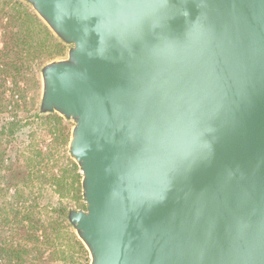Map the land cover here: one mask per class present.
<instances>
[{
  "label": "water",
  "instance_id": "1",
  "mask_svg": "<svg viewBox=\"0 0 264 264\" xmlns=\"http://www.w3.org/2000/svg\"><path fill=\"white\" fill-rule=\"evenodd\" d=\"M68 57L40 112L73 124L90 264H264V0H20Z\"/></svg>",
  "mask_w": 264,
  "mask_h": 264
},
{
  "label": "trees",
  "instance_id": "2",
  "mask_svg": "<svg viewBox=\"0 0 264 264\" xmlns=\"http://www.w3.org/2000/svg\"><path fill=\"white\" fill-rule=\"evenodd\" d=\"M0 29L3 44L0 50V198L5 199L12 192L11 201H13V205L8 204L7 201L0 205L2 216L0 225L15 230L21 236V240L16 244L2 240L0 261L1 264H4L3 261L5 264H14V261L15 264H21L26 245L32 242L38 244L40 238H47L45 228L36 218L32 204L39 203L47 182L48 176L44 170L47 152L30 150L34 146L32 144L34 133L31 127L40 122H53L66 126L67 122L58 114H41L40 107L27 112L23 110L24 104L13 102L14 97L10 95L9 98L5 96L8 91L6 79L22 75L28 69L34 72L33 68L39 67L41 71L44 65L42 62H38L39 64L35 66L28 63L47 42H54L59 48L60 55L64 53L65 46L55 38L31 7L20 0H0ZM23 113L25 115L21 116ZM66 142L69 146L70 139ZM7 146H11L12 150H7L9 149ZM20 147H26V150H14ZM65 160L64 176H61L55 184L61 193V199L67 197L63 191L76 190L77 184L82 181L77 164L68 155L65 156ZM68 172L72 175V182L66 177ZM58 203L59 206L53 209L58 213L60 229L66 230L69 233V240L78 251L90 258L86 247L75 234L69 232L71 225L68 222V206H65L63 200ZM9 210L12 219L10 216H3ZM39 233L44 236H39ZM23 241L26 243L23 244Z\"/></svg>",
  "mask_w": 264,
  "mask_h": 264
},
{
  "label": "rangeland",
  "instance_id": "3",
  "mask_svg": "<svg viewBox=\"0 0 264 264\" xmlns=\"http://www.w3.org/2000/svg\"><path fill=\"white\" fill-rule=\"evenodd\" d=\"M0 29V50L3 47L2 33ZM41 41V39H40ZM65 46V45H64ZM71 47L65 46L64 53L58 54V47L54 42H47L43 49L36 54V57L28 64L37 65L38 62H42L44 67L49 62H53L59 59H66L68 57V51ZM31 70H25L22 75H17L12 78L8 77L6 80V89H8L5 96L9 98V95L14 99L13 102L18 104H24L26 112L33 108L40 107L41 95H42V77L39 67ZM36 70V71H35ZM4 77H2L3 79ZM1 80V79H0ZM10 115V114H9ZM23 113L21 116H24ZM73 124L67 123V125H57L53 122H40L35 123L31 130L34 133L32 139V148L30 150H44L47 152L45 157V172L48 176L47 182L44 185V192L42 198L39 199V203H32L34 207L35 216L39 219L45 228L47 238H40L39 243H29L24 251L21 264H90L89 256L81 254L75 245L69 240V233L63 228L60 229L58 223V213L54 211V207L59 206V201L63 200L65 206H68L69 210H85L86 204L82 196L81 182L77 184L76 190L63 191L67 197L61 199V193L55 186L57 180L64 176L65 173V156H69V146L67 145V139H71ZM30 130V131H31ZM12 150L11 146H7ZM26 147H20V149L14 150H26ZM66 154V155H65ZM80 173V171H79ZM81 175V173H80ZM70 176V177H69ZM82 176V175H81ZM69 182H72V175L68 172L66 174ZM28 190L26 191V194ZM12 192L5 197L0 198V205L2 202L7 201L8 204L13 205L11 201ZM9 206V205H8ZM11 207V206H10ZM3 216H10V210ZM12 219V217L10 216ZM2 216L0 215V224ZM0 243L2 240L5 242L16 244L21 240V236L15 232V230H9L0 225ZM70 230V231H69ZM68 231L72 234L74 232L72 226ZM18 235V236H17ZM44 236L39 233V236ZM25 237L23 238V240ZM26 241H23L25 244ZM29 250V251H28ZM2 261H0V264ZM5 264V262L3 261ZM13 264V263H10ZM15 264V261H14Z\"/></svg>",
  "mask_w": 264,
  "mask_h": 264
}]
</instances>
